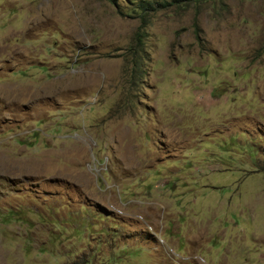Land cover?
<instances>
[{"label": "rangeland", "instance_id": "1", "mask_svg": "<svg viewBox=\"0 0 264 264\" xmlns=\"http://www.w3.org/2000/svg\"><path fill=\"white\" fill-rule=\"evenodd\" d=\"M0 264H264V0H0Z\"/></svg>", "mask_w": 264, "mask_h": 264}]
</instances>
